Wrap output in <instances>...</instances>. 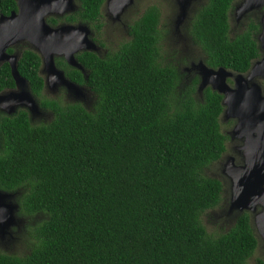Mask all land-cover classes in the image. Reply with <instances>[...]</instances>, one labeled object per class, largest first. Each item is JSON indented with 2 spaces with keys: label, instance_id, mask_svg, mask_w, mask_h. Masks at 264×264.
I'll return each mask as SVG.
<instances>
[{
  "label": "trees",
  "instance_id": "trees-1",
  "mask_svg": "<svg viewBox=\"0 0 264 264\" xmlns=\"http://www.w3.org/2000/svg\"><path fill=\"white\" fill-rule=\"evenodd\" d=\"M78 1L77 12L48 22L98 20L103 0ZM234 1L206 0L186 32L208 65L245 72L260 54L259 24L249 19L231 36ZM16 9L0 0V12ZM159 22L158 7L147 6L116 50L77 53L87 79L56 59L95 92L92 109L43 97L40 57L21 50L18 72L53 118L32 124L23 108L0 112V190L45 219L27 226V253L0 252V264H248L258 245L248 212L221 232L202 223L222 200L221 181L206 173L226 151L222 96L209 87L196 96V80L180 88L177 68L160 62ZM13 87L4 62L0 91Z\"/></svg>",
  "mask_w": 264,
  "mask_h": 264
},
{
  "label": "water",
  "instance_id": "water-1",
  "mask_svg": "<svg viewBox=\"0 0 264 264\" xmlns=\"http://www.w3.org/2000/svg\"><path fill=\"white\" fill-rule=\"evenodd\" d=\"M17 12L9 16H0V65H10L15 87L0 91V112L11 115L18 107L26 109L30 115L39 114V105L30 91L26 78L17 69L20 52L14 49L25 42L41 59L39 73H46L44 86L59 84L68 92H81V87L69 80L64 72L55 65V57H62L67 64L83 69L75 54L80 51H92L95 46L88 38L89 29L85 24L50 25L46 18L74 11L73 0H15ZM187 2L180 3L176 28L185 20ZM264 8V0H241L234 8V16L239 20L246 13ZM260 31L257 43L262 58L256 62L257 73L264 77V10L259 19ZM13 48L12 52H8ZM203 76L198 87L201 91L210 85L212 90L224 95L221 99L223 112L227 118H236L232 134L244 138L241 146L243 157L236 164L232 156L228 157L222 172L230 183L229 210L238 213L248 212L253 231L256 232L264 247V95L256 83L249 86V77L238 73L235 86L225 83V77L232 74L225 67L210 68L201 62ZM221 75V82L210 80L212 74ZM56 80V81H55ZM255 89V95L251 90ZM12 193L0 190V238L9 233V227L16 224L14 211L17 205L10 198ZM252 214V216H251ZM253 223V224H252ZM255 234V233H254ZM255 237L257 239V236ZM258 243V239H257Z\"/></svg>",
  "mask_w": 264,
  "mask_h": 264
},
{
  "label": "flooded vegetation",
  "instance_id": "flooded-vegetation-1",
  "mask_svg": "<svg viewBox=\"0 0 264 264\" xmlns=\"http://www.w3.org/2000/svg\"><path fill=\"white\" fill-rule=\"evenodd\" d=\"M141 1L142 0H103L101 7H100V16H99L98 20H96L95 22L77 21L75 23H70V22L58 21L55 24H50L48 22L49 17L61 18L64 15H68V14L77 12V10L79 9V1L73 0V3L75 5L74 11H71L68 13H63V14H60L57 16L50 15L46 18V20L52 26H58L61 24H75V25L76 24H85V25H87V27L89 29L88 38H90V40L93 42V44L95 46L94 50L88 51V52H92L95 55H97L98 57L102 58V57H105L109 52L116 50L120 43L125 42L131 38L130 34H129V25L136 18H138L142 13L139 16L135 17L132 21L131 20L128 21V20H126V18H131L137 13L136 11L139 9ZM184 1L187 2V4H186L187 12H186V16H185V19L187 21V20H191L193 18L197 9L202 4H204V2L206 0H148L147 2H149V4L152 6L158 7V9H159V6H162L164 4L172 6L173 7V15H171V18H173L172 22H174V24H175L177 17H178V14H179L180 3H183ZM150 5H148V6H150ZM17 10L18 9L11 10L8 14L0 12V16H2V15L3 16H9L12 11L17 12ZM160 16H161V12H160ZM96 24H100V27H98V29H96ZM122 29H123V31H122ZM120 30L122 31V35H123L122 40H121V38H119V40L116 41L115 43H110V41H111L110 37L111 36H109V35L116 34V36H117V32H120ZM115 38H117V37H115ZM14 49H17V51H19L21 54V50L23 49V47L19 48L16 46ZM14 49L12 48V50H14ZM80 52H82V51H80ZM259 53H260L259 56L254 58L251 61L249 68L245 72H235L231 69L226 68L227 70L231 71L232 74L230 76L225 77V83L227 85H229L231 88H233L235 86V79L237 78V74L241 73V74H243L244 77H246V78L249 77V80H248L249 86L251 83H256L260 93L262 95H264V77H262L261 75H259L257 73V68H256V62L262 58L261 52H259ZM76 54H75V57H76ZM198 55L199 54L192 55V53H191L190 56H188V58H191V59L187 58L188 59V65L180 67V72L183 73L184 78H185L186 82L188 83L187 85L191 84L193 82V80H196L195 94H196V96L201 98L205 88L209 87L212 90L211 86L208 85V86H205L201 91H198V87L200 85V82H201V79L203 76V68L201 66V62L210 68L215 69L217 67H212V66L208 65L204 59L203 54H201V57H198ZM57 58H59V57H55V65H56V59ZM60 58H62V57H60ZM40 66H41V63H40ZM57 68H59V67L57 66ZM74 68H76V67H74ZM59 69H61V68H59ZM76 69L79 70V72L81 73V75L84 79H87L88 70L85 67H83V69H78V68H76ZM61 70L64 72L63 69H61ZM38 74L43 79L42 94L46 93L48 95L47 98L58 100V99H60V97H63V96L74 97V98L78 99V102L86 108L91 105L92 100L90 99V97L91 96L93 97L95 92L89 86L84 84L83 82L78 83V82L74 81L76 84H78L81 87V92H77V93L73 92L72 93V92H68L64 86L59 85V84H55L54 86H50V85L44 86V78L46 77V73L44 72V77H43V75H41L39 73V70H38ZM69 80H71V79H69ZM210 80L213 81L214 83L218 84L221 82V75L214 73V74L210 75ZM71 81H73V80H71ZM212 91H214V90H212ZM215 92H217V91H215ZM250 92H251V94L255 95V89H253V91L251 90ZM57 94H59V95L57 96ZM219 95H221V94H219ZM221 96L223 98L224 95H221ZM65 97H63V98L65 99ZM35 98H36L37 104L39 105L40 113L35 114V115H30L29 112L25 109L28 113L30 121L37 120V121L41 122V120H42L44 122H49L53 118V113L49 109L42 108L40 105V99L37 96H35ZM86 99H88V101H86ZM236 122H237L236 118H232V117L227 118L225 116L223 110H222V114L220 116V124L223 123L224 125L229 126L227 131L223 132L227 136L225 146H226V144H228L229 145L228 147L230 149H232L236 155H226V153L222 154V156L220 158L223 161V162L220 161L221 162V169H220L221 172H222V168H224L226 162H228L229 156H232L234 158V162L236 164H241L242 160H243V157L241 155V152H242L241 146L243 145L244 138L233 136V134L231 132L233 129V126L236 124ZM41 123H43V122H41ZM0 243H1L2 247L10 248V243L8 241L3 239V240H0Z\"/></svg>",
  "mask_w": 264,
  "mask_h": 264
},
{
  "label": "rangeland",
  "instance_id": "rangeland-1",
  "mask_svg": "<svg viewBox=\"0 0 264 264\" xmlns=\"http://www.w3.org/2000/svg\"><path fill=\"white\" fill-rule=\"evenodd\" d=\"M148 0H142L140 2L139 9L135 12L136 14L131 18H126V20H133L135 17L139 16L144 9L150 5ZM241 0H235L233 2L232 8L229 13V23H230V35L233 36L236 33H239L241 30L246 28L247 22L249 19H253L254 21L258 22L261 12L264 10L262 9H255L253 11H250L243 15L239 20H237L234 16V8ZM159 10L161 12L160 16V22H159V34H160V40H159V46H160V62L162 65H174L180 74V80H179V86L180 88L184 89L185 85L188 83L186 82L184 75L182 72H180V67L187 66L188 65V56L192 53V55H198V57H201V54H203L199 47L195 44H192L188 35H187V29L189 26L190 20L186 19L183 21L182 24L178 25V29L176 28L173 18H171V15H173V7L167 4H164L162 6H159ZM103 20V19H102ZM128 24V23H127ZM129 25V24H128ZM123 31V29H122ZM122 31L117 32L114 35L111 36L110 43H115L116 41L121 38L122 40ZM259 31H260V25H259ZM258 31V33H259ZM117 37V38H115ZM257 37V35H256ZM111 45V44H110ZM19 48L27 47V43L21 42L17 45ZM188 58V59H187ZM44 77V72L41 73ZM178 92V94H177ZM176 92L177 96L174 97L172 106L174 108L177 107L178 100L180 101L183 97L182 90H178ZM59 94H57L58 96ZM42 96L47 98V94L43 93ZM65 97V96H63ZM60 97V100L64 103H75L78 102V99L74 97ZM90 99L92 100V103L88 109L93 108V104L96 99V94L91 96ZM88 101V99H86ZM21 107H18L19 109ZM16 109V110H17ZM41 122H44L41 120ZM40 121L34 120L31 121L32 124H38L41 123ZM228 125H224L221 123V129L222 132L227 131ZM229 145L226 144V155H236L232 149L228 147ZM222 159H219L213 163H211L206 168V173L209 176L215 177L219 179L222 183V200L220 202V205L216 207L213 210L207 211L202 216V223L205 226V228L209 232H221L223 230L228 229L235 221L236 217L238 216V213L234 211L229 210V201H230V183L226 180L224 174L220 171L221 169V162ZM13 194V196L10 198V200L17 205L16 210L14 211L15 218H16V224L9 227V233L5 234L4 238H0V240H6L10 243V248L2 247L0 243V252L7 253V254H14V255H23L27 253V226L31 225L34 226L36 223L42 221L45 219L43 215H37L35 219L34 216H27L24 215L19 209V203L17 201L16 194L13 192H10ZM252 216V214H251ZM253 224V223H252ZM253 226V225H252ZM256 234V232L254 231ZM258 239V245L254 252V254L249 258L248 264H264V247L262 245V241L259 239L258 235L256 234ZM1 237V236H0Z\"/></svg>",
  "mask_w": 264,
  "mask_h": 264
}]
</instances>
